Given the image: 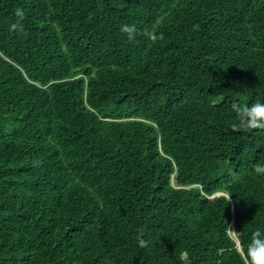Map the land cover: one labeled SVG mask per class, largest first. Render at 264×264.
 <instances>
[{
	"label": "trees",
	"instance_id": "16d2710c",
	"mask_svg": "<svg viewBox=\"0 0 264 264\" xmlns=\"http://www.w3.org/2000/svg\"><path fill=\"white\" fill-rule=\"evenodd\" d=\"M258 101L264 0H0V264H246Z\"/></svg>",
	"mask_w": 264,
	"mask_h": 264
},
{
	"label": "clouds",
	"instance_id": "9594fccd",
	"mask_svg": "<svg viewBox=\"0 0 264 264\" xmlns=\"http://www.w3.org/2000/svg\"><path fill=\"white\" fill-rule=\"evenodd\" d=\"M15 15L20 18V20L24 17V12L22 9H16ZM19 26V22L17 24H13L12 27L16 28ZM120 31L122 33L127 34L128 39L134 40L136 38V34L138 32L137 26L135 24H124ZM151 39L156 40L157 37L151 33H148ZM160 38L163 36L161 34ZM129 54L125 51L121 52V58L114 61V67H119L123 64L124 60H126ZM224 88V87H223ZM232 108L237 116V121L232 125V127L236 130H239L236 136H230L231 139H235L240 136L239 133H250L252 140L254 143L257 142L256 138L261 137L264 138V101H258L248 104H233ZM117 121V120H116ZM245 130V131H243ZM246 143L250 142L248 139L241 137ZM255 172L258 174H264V162H260L255 166ZM218 196V194H216ZM231 232L236 230L234 221L231 225ZM235 233V232H234ZM141 244L144 243L143 240L140 241ZM238 246H240V242L237 240ZM245 261L246 264H264V226L258 227L254 232H252L249 242L246 246L245 253Z\"/></svg>",
	"mask_w": 264,
	"mask_h": 264
},
{
	"label": "rangeland",
	"instance_id": "374dc122",
	"mask_svg": "<svg viewBox=\"0 0 264 264\" xmlns=\"http://www.w3.org/2000/svg\"><path fill=\"white\" fill-rule=\"evenodd\" d=\"M231 234L234 235L233 230H232Z\"/></svg>",
	"mask_w": 264,
	"mask_h": 264
}]
</instances>
